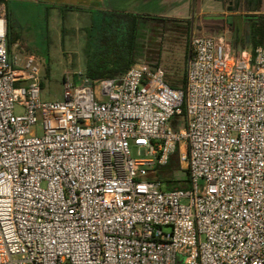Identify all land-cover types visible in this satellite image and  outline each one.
<instances>
[{"label":"built area","instance_id":"1","mask_svg":"<svg viewBox=\"0 0 264 264\" xmlns=\"http://www.w3.org/2000/svg\"><path fill=\"white\" fill-rule=\"evenodd\" d=\"M16 47L0 0V264H264V46L192 36L181 89L138 61L61 99ZM174 156L185 188L149 176Z\"/></svg>","mask_w":264,"mask_h":264},{"label":"rangeland","instance_id":"2","mask_svg":"<svg viewBox=\"0 0 264 264\" xmlns=\"http://www.w3.org/2000/svg\"><path fill=\"white\" fill-rule=\"evenodd\" d=\"M105 2L107 10L131 9L144 12L142 14L166 13L188 16L176 18L163 15L159 17L165 19H142L139 25L136 62L148 61L160 65L169 79L183 77L187 67L185 59L187 42L191 41L192 36H219L231 42L236 50L251 48L243 40L235 42L230 26L232 23L243 30L242 38H245L246 21L243 29L240 16L230 17L227 21L221 13L224 7L213 0H170V3H162L159 0H105ZM53 3H57L58 6H53ZM60 3V0H7L11 35L14 44H18L15 50L33 53L40 58L44 81L42 95L46 99L63 98L65 78L85 74L88 62L85 27L91 23V14L89 11L79 9L65 11L61 5L67 3ZM228 3L237 10L264 12V0H227L226 6ZM75 7L82 6L77 4ZM63 13H66V18L63 17ZM245 18L243 15L244 20ZM47 56L49 74L46 73ZM15 111L22 112V108L16 107ZM177 119L182 121L183 117L176 118V121ZM133 155L138 156L135 150ZM149 176L157 178L158 174L152 171ZM187 176L186 168L179 165L172 171H165L158 179L161 178L163 186L167 188L166 179L174 178L177 185H182Z\"/></svg>","mask_w":264,"mask_h":264},{"label":"trees","instance_id":"3","mask_svg":"<svg viewBox=\"0 0 264 264\" xmlns=\"http://www.w3.org/2000/svg\"><path fill=\"white\" fill-rule=\"evenodd\" d=\"M7 15H8V42L12 46L14 41L12 39L11 22L9 17V10L7 0ZM58 6V4H53ZM66 11L82 10L89 11L91 16V23L85 27L87 41L86 51L88 56L87 67L85 75L93 78H115L124 74L136 62V44L139 34V22L141 19H165L163 17L154 16L150 14H140L130 11L120 10H106V9H92L86 7H75L71 4L61 5ZM66 18V13H63ZM248 22V40L243 39L244 43H248L252 50L258 46H264V13L247 14ZM64 29V26L62 27ZM63 31V30H62ZM62 39H64L62 35ZM242 40L238 34L235 35V42ZM190 52V41L187 42V52L185 55L188 60ZM47 60L46 73L49 74L50 68ZM158 66L156 64H153ZM187 69V67H186ZM186 69L183 72V77L178 79L174 77L169 79L165 72V81L173 88L181 89L185 85ZM79 75V74H78ZM78 75L74 78L78 80ZM42 88L44 81L42 80ZM180 164L174 156L169 163L161 168H157L158 177L163 176L165 171H172ZM186 172H188L186 170ZM157 177V178H158ZM161 179V178H160ZM162 180V179H161ZM188 176L184 184L177 185L174 178L166 179L168 183L167 188H185L187 187Z\"/></svg>","mask_w":264,"mask_h":264},{"label":"crops","instance_id":"4","mask_svg":"<svg viewBox=\"0 0 264 264\" xmlns=\"http://www.w3.org/2000/svg\"><path fill=\"white\" fill-rule=\"evenodd\" d=\"M160 2H169L170 0H159ZM186 1H190V0H186ZM217 3H219L221 5V7H224V10L221 12L224 15H229V14H236V15H243V13L245 12H250L249 10H237L235 8H229V7H225L224 6V2L225 0H213ZM60 4L63 3H67V4H74V6H76L77 4H79V6L82 7H86V8H92V9H106L105 7V0H60ZM76 3V4H75ZM53 4H57V3H53ZM107 10V9H106ZM124 11H130V12H134V13H144V12H139L136 10H131V9H127ZM146 14H152V13H146ZM156 16H167V17H176V18H186L188 16H183V15H178V14H166V13H156L154 14ZM142 19L139 22V25L141 23Z\"/></svg>","mask_w":264,"mask_h":264},{"label":"flooded vegetation","instance_id":"5","mask_svg":"<svg viewBox=\"0 0 264 264\" xmlns=\"http://www.w3.org/2000/svg\"><path fill=\"white\" fill-rule=\"evenodd\" d=\"M226 2H227V0H225V2H224V6L225 7H229V8H234V6H232L231 5V3H228L229 5H227L226 6ZM254 13H264V12H245V13H243V15L247 18V14H254ZM223 16H225L226 17V20L228 21L229 20V18L230 17H233V16H240L241 17V20H242V23H243V25H242V29H243V26H244V21H246V24H247V33H248V22H247V20H246V18H245V20L243 19V15H236V14H229V15H224V14H222ZM231 25V28H232V30H233V33H234V39H235V35L236 34H238V36H240V38L243 40V39H247L248 40V38H249V36L246 34L245 35V38H242L243 36H242V32H243V30L241 31V29H239L238 27H236V26H233V24L232 23H230ZM231 43V42H230Z\"/></svg>","mask_w":264,"mask_h":264},{"label":"water","instance_id":"6","mask_svg":"<svg viewBox=\"0 0 264 264\" xmlns=\"http://www.w3.org/2000/svg\"><path fill=\"white\" fill-rule=\"evenodd\" d=\"M190 53H191V49H190V52H189V56H190Z\"/></svg>","mask_w":264,"mask_h":264}]
</instances>
